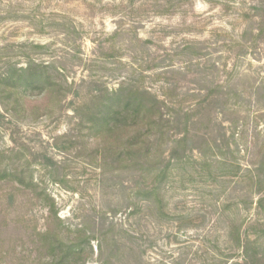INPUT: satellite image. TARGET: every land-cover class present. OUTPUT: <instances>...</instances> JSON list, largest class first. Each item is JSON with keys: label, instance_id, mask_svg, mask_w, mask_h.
<instances>
[{"label": "rangeland", "instance_id": "1", "mask_svg": "<svg viewBox=\"0 0 264 264\" xmlns=\"http://www.w3.org/2000/svg\"><path fill=\"white\" fill-rule=\"evenodd\" d=\"M263 14L264 0H0V74L28 55L63 68L75 87L130 82L157 96L170 91L188 111L208 92L223 103L210 108L205 136L218 148L171 166L158 203L139 195L150 177L102 176L88 151L62 149L76 135V99L62 111L43 96L28 99L16 124L0 107L3 164L15 172L0 179V264L54 263L60 254L44 243L46 230L71 248L61 264L236 261L229 229L264 222L255 208L264 196ZM33 108L41 116L31 118Z\"/></svg>", "mask_w": 264, "mask_h": 264}, {"label": "trees", "instance_id": "2", "mask_svg": "<svg viewBox=\"0 0 264 264\" xmlns=\"http://www.w3.org/2000/svg\"><path fill=\"white\" fill-rule=\"evenodd\" d=\"M257 34L264 36V14L259 16ZM32 49L45 50L46 46L34 45ZM24 61L23 67L11 66L0 74V107L9 120L16 124L19 117L25 114L23 102L34 97H45L58 111H62L68 98L76 99L73 103L69 102L76 135L65 137L70 145L62 149H74L78 155L88 151L90 163L100 169L102 176L124 174L134 184L150 177L149 186L139 192L145 199L153 198L159 202L160 185L169 174V169L187 158L188 152L203 147L208 149L211 145L218 148L215 138L210 141L205 139L206 133L214 126L210 108L223 104L213 100V92L195 98L188 111L180 103L173 105L170 91L157 96L130 82H122L115 90L84 81L75 87L74 83L67 82L63 68L56 67L54 63L37 62L28 55ZM83 86H86L82 89L86 92L79 99L77 88ZM39 110L31 109V118L41 116L37 112ZM217 128L220 130L222 126ZM81 139H85V144ZM88 145L90 148H87ZM6 153L8 151L0 150L2 180L15 175L7 164H3ZM43 158L52 166L49 158ZM257 193L259 195L260 190ZM43 197L50 213L56 216L53 200L47 194ZM255 208L264 213V196L255 201ZM41 236L52 251L60 254L52 264L68 260L71 248L66 246L58 233L46 230ZM228 237L235 251L229 257L238 258L230 264H264V247L261 244L264 222H255L244 230L241 226H232Z\"/></svg>", "mask_w": 264, "mask_h": 264}]
</instances>
